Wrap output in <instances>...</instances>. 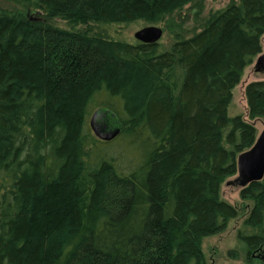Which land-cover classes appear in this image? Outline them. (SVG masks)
I'll list each match as a JSON object with an SVG mask.
<instances>
[{"label": "trees", "instance_id": "16d2710c", "mask_svg": "<svg viewBox=\"0 0 264 264\" xmlns=\"http://www.w3.org/2000/svg\"><path fill=\"white\" fill-rule=\"evenodd\" d=\"M205 1L0 6V264H208L204 240L245 206L240 237L264 246V178L241 209L221 196L257 137L229 109L262 53L264 0H233L168 51L109 33ZM246 98L250 119L264 117V81ZM97 110L120 128L121 155L94 135Z\"/></svg>", "mask_w": 264, "mask_h": 264}, {"label": "rangeland", "instance_id": "374dc122", "mask_svg": "<svg viewBox=\"0 0 264 264\" xmlns=\"http://www.w3.org/2000/svg\"><path fill=\"white\" fill-rule=\"evenodd\" d=\"M232 1L233 0H206L204 5L205 9L199 14H195V12L185 10L178 17L174 16V21L168 19L165 22L153 25L163 30V36L159 41L160 51H168L172 47L174 43L175 33H177V31H182V33H184L187 37L191 36L194 31L201 28L204 21L208 18L209 13L227 7ZM0 6L10 9L15 7L13 6V4L7 2V0H0ZM178 24L181 26L175 28V26H179ZM59 26L66 27L64 23L60 22ZM148 26L152 25L147 24L144 21H138L121 27H109V33H111L117 39L129 43H135L137 41L135 39V34ZM261 43L262 53L260 55H263L264 36ZM255 63L256 60L245 70L241 82L234 89L233 101L229 109V115L231 117L241 116L246 122L253 125L256 129L257 139L264 131V117L256 118L253 120L250 119L246 98V88L249 84L253 82L264 81V74L256 71ZM113 143V148L110 152H114L117 156L121 155V149L118 148L119 142L114 141ZM236 179L237 175L229 178L223 184L221 188V196L222 199L228 204L237 206L241 209L243 208V202L241 200V191L243 188H241L236 183ZM250 209L251 208H247L245 206V208L240 210V216L237 219L231 221L228 227L223 232L208 237L204 240L203 251L208 264H264V246L260 248V251L248 252L245 243L240 237L243 231V224L246 217L245 214L248 213Z\"/></svg>", "mask_w": 264, "mask_h": 264}, {"label": "water", "instance_id": "95a60500", "mask_svg": "<svg viewBox=\"0 0 264 264\" xmlns=\"http://www.w3.org/2000/svg\"><path fill=\"white\" fill-rule=\"evenodd\" d=\"M163 36V30L157 26H148L135 34V39L144 44L159 43ZM256 71L264 74V54L256 59ZM109 113L104 110L96 111L90 120V127L94 135L105 142H111L120 133V128L109 123ZM113 117V115H112ZM264 178V131L256 139L254 146L241 154L237 161L236 183L245 187L254 182H260Z\"/></svg>", "mask_w": 264, "mask_h": 264}]
</instances>
